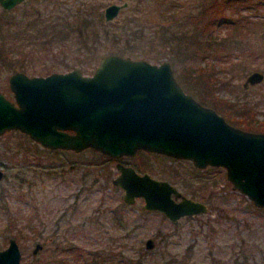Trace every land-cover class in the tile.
Listing matches in <instances>:
<instances>
[{"label":"rangeland","instance_id":"obj_1","mask_svg":"<svg viewBox=\"0 0 264 264\" xmlns=\"http://www.w3.org/2000/svg\"><path fill=\"white\" fill-rule=\"evenodd\" d=\"M83 1L97 4L100 20L108 23L103 21V8L109 3L124 0H28V10L17 8L6 14L7 17L12 16L13 24L1 29L3 35L0 42L12 58H21V62H25L29 69L35 68V74L46 66L56 69L54 71H66L72 65H87L88 59L91 61L90 57L95 55L92 37L73 35L63 41L58 38L49 42L42 37L41 26L45 19L40 18L51 10L56 13L55 9L74 8ZM125 1L126 7L119 10L111 21L116 26L113 30L117 32V37L124 38L123 31L117 25H122V21L127 18L137 16L145 28L144 35L141 39L128 36V44H123L122 41L114 44L108 38L96 52L98 58L106 53H119L116 52L117 47L124 45L137 53L139 57L134 58H143L152 63L167 60L171 68L173 51L163 45L165 30L160 27L170 25L176 21L174 19L183 20L184 15L199 11L200 7H210V0H147L140 2L135 9L136 0ZM171 2L176 4L166 11L165 7ZM31 8L33 11H41L38 18L31 14L32 24L36 29L24 27L28 20L23 17L24 12ZM162 10L165 18L160 15ZM66 12L69 14L73 11L68 9ZM71 17L70 22L76 21ZM224 17L227 22L237 17L245 18L247 22L242 25L246 21L244 20L238 26L218 22L213 29L215 38L225 43L222 47L218 46V55L215 54L212 59L208 58L204 62L214 63L218 72L216 75L219 80L214 83L213 93L229 102L253 105L256 118L263 119L264 0H246L243 4L232 1L225 9ZM78 38L82 41H76ZM175 67V72H172L179 82L178 67H181V62ZM253 70L261 71L263 78L244 88L242 82ZM28 71L25 70L30 75ZM9 72L5 65L0 66V84L4 89ZM221 82L223 84L219 87ZM181 86L195 98L204 92L201 86L192 82ZM38 146L18 131L6 130L0 135V167L4 173V178L0 181V248L7 244L9 237H14L21 251L19 264H264V207L255 206L246 196L232 188L221 167L195 168L186 159L149 151H138L127 161L136 170H145L155 178L165 179L177 186L184 195L204 202L206 212L190 218L183 217L172 223L159 212L144 211L141 208V198L126 205L121 201V190L108 179L101 180L99 177V174H104L112 165L111 162L104 161L106 163L95 167L96 182L80 192L75 214H66L57 233L49 235L55 217L71 204L69 196L78 189L81 182L67 185L66 180L63 179L62 182L56 175L38 179L31 186H27L25 182L19 185L18 178L7 181L6 178L17 171H23L20 173L28 179L31 170L30 166L26 167V163L51 162L57 159L54 154L42 153ZM7 148L13 149V152L16 150V154L12 155ZM83 153L80 155L81 159L94 157L97 161L103 160L91 151ZM82 167L89 169V166ZM114 174L115 172L112 176ZM109 209H115L117 213L123 212L127 229L116 227ZM90 220V223L87 222ZM9 221L13 224L11 227L8 225ZM67 221L71 226L83 222L85 226L82 228L86 231L82 232L81 227L65 229ZM30 225L39 228L40 233L29 230ZM48 236L52 242L46 241ZM147 237L153 239L154 246L151 249L144 248ZM35 242L42 243L43 247L35 255H31ZM56 243H59L58 248L54 246ZM95 252L99 255H94ZM103 255L108 257L104 258Z\"/></svg>","mask_w":264,"mask_h":264},{"label":"water","instance_id":"obj_2","mask_svg":"<svg viewBox=\"0 0 264 264\" xmlns=\"http://www.w3.org/2000/svg\"><path fill=\"white\" fill-rule=\"evenodd\" d=\"M19 1L0 0V6L8 9ZM126 5L125 0L107 4L103 21H113ZM262 78L261 71L253 70L242 86ZM7 84L12 99L0 92V134L17 130L44 147H92L111 157L143 149L189 160L195 168L221 167L232 188L264 207V131L233 126L200 103L182 88L167 60L152 63L106 53L90 74L78 68L45 75L14 71ZM116 169L112 183L122 190L124 203L139 197L143 210L159 212L170 222L207 210L204 202L182 194L165 179L131 165L117 163ZM153 246L147 237L144 248ZM40 247L36 242L32 253ZM20 258L19 246L10 237L0 248V264H19Z\"/></svg>","mask_w":264,"mask_h":264},{"label":"trees","instance_id":"obj_3","mask_svg":"<svg viewBox=\"0 0 264 264\" xmlns=\"http://www.w3.org/2000/svg\"><path fill=\"white\" fill-rule=\"evenodd\" d=\"M142 1L147 0H136L134 8L137 9L138 4ZM232 1L240 2L243 4L246 0H210L209 8L200 7L199 11H195L193 13L190 12L184 15L183 20L174 19L176 21L173 20L174 22L170 25L160 27L164 28L165 30V33L162 36V41L164 46L171 48V51H173L172 53L174 60L172 62V71L175 72V65L181 62V67H178L179 78L177 77L180 84L183 85L187 82H192L198 86H201L202 90L204 91L202 93V95L204 94L203 96L199 95L196 98L194 97L196 100L204 105L212 107L217 113L222 115L228 123L232 124L233 126L239 127L244 130L262 132L264 131V118H256V111L253 105L247 104L245 102L238 104L237 102H229L214 95V83L219 80L216 75L218 72L215 70L214 63H204L206 60H208V58H211L215 54H219V52L217 51L218 46L221 45L222 47V45H225L222 40H220L222 41L220 42L215 38L213 34L215 25L218 22H223L233 25L237 24L238 26L240 23L246 20L245 18L237 17L233 20H230V22H227L226 18L224 17V11L228 6H230V3ZM173 4L176 3L171 2L167 4V6L165 7L166 11L167 9L173 7ZM96 5L97 4L94 5L93 3L83 1L81 4H77L74 8L64 7L62 8V10L55 9L56 13H52L51 10V12L42 17L40 16V10L25 11L23 17H27L28 20L26 21L27 23L24 27H26V29H36V27H34V25L32 24V17L38 18L40 16V18L45 19V21H43L44 23L41 26L42 37H45V39L49 42H52L54 39L58 38L63 41V39H66L67 37L69 38V36L73 35L84 38L92 37L91 44L95 55L90 57L91 61L90 59H88V62H86L89 66L83 63L80 64V66L72 65L66 68L68 70L77 67L83 73H90L94 68L96 59L98 58L96 52L100 49L102 44L106 43L108 38H110L111 43L114 44H116L118 41H122L123 44H128L130 40L128 36L141 39L144 35L145 30L144 26L137 19V16H133L123 20L122 25H117V27H120L121 31H123L124 38L117 37V32L113 30L116 27L115 24L111 22L103 23L100 20L101 15L98 10V5ZM68 9H72L73 12L68 14L66 12ZM10 13L11 12L9 11H1L0 13V38L3 35L1 34V29L4 27H9L13 24L11 20L12 16H6V14ZM167 13H169V11ZM160 15L162 18L166 17L163 13V10L160 12ZM70 16H72L71 18H73V20H76L77 23L76 21L70 22ZM30 17L31 20H29ZM246 22L247 20L244 21L242 25H245ZM75 24H78V26H75ZM76 41L82 40L78 38ZM5 49L3 44L0 42V66L5 65L9 71H28L29 68L26 66V64H24L25 62H21V58H12V56L8 53L7 48ZM219 49L221 50L220 47ZM116 50V52H119L123 55H128L130 57H139L138 55H136V52H133V48H129L128 46L122 45L121 48L117 47ZM54 70L56 69L46 66L45 69H41V71L37 72L36 74L43 75ZM28 72H30L31 75L35 74V68H30ZM222 84L223 82L219 83V87H221ZM5 85L6 83L3 86ZM0 89L7 97L9 96L10 98L7 86H5V89ZM114 217L115 216L112 215L113 220ZM8 225L11 227L13 224L11 223V221H9ZM132 229L133 227H131L130 230ZM56 244H58V246L55 247L58 248L59 243ZM93 254L99 255L98 252H95ZM116 254L117 253H112L111 255ZM102 257L105 258L108 257V255H103Z\"/></svg>","mask_w":264,"mask_h":264},{"label":"flooded vegetation","instance_id":"obj_4","mask_svg":"<svg viewBox=\"0 0 264 264\" xmlns=\"http://www.w3.org/2000/svg\"><path fill=\"white\" fill-rule=\"evenodd\" d=\"M27 2H28V0H20L19 2H17L16 4H14L13 6H11L10 8H8V9H6V8H2L1 6H0V11H6V12H8V11H10V12H12V10H14V9H17V8H24V10H28L29 8H28V6L29 5H27ZM28 8V9H27ZM33 8H31V10H32ZM12 22H13V20H12ZM68 70H70V69H68ZM80 70V69H79ZM93 70V69H92ZM14 71H22V70H14ZM14 71H10L9 73H8V75L10 74V73H12V72H14ZM67 71V70H66ZM81 71V70H80ZM22 72H24V71H22ZM53 72V71H52ZM61 72H63V71H61ZM82 72V71H81ZM92 72V71H91ZM90 72V73H91ZM24 73H26V72H24ZM50 73V72H49ZM83 73V72H82ZM90 73H84V74H90ZM27 74V73H26ZM48 74V73H47ZM8 75H7V77H8ZM27 75H29V74H27ZM31 75V74H30ZM33 75H38V74H33ZM43 75H45V74H43ZM6 86H7V88H8V84H7V78H6ZM1 85L2 84H0V88H2L1 87ZM2 89H4V88H2ZM8 90H9V88H8ZM0 92H2L1 91V89H0ZM3 93V92H2ZM4 94V93H3ZM5 95V94H4ZM9 95H10V98H9V96L7 97L6 95V97L7 98H9V99H12V93H11V91L9 90ZM6 131V130H5ZM14 131H17V130H14ZM4 132V131H3ZM2 132V133H3ZM19 132V131H18ZM67 132L68 133H72V131L71 130H67ZM1 133V134H2ZM21 133V132H20ZM0 134V135H1ZM23 134V133H22ZM25 136H27L26 134H24ZM28 137V136H27ZM29 138V137H28ZM30 139V138H29ZM31 141H33V142H35L36 144H38L36 141H34V140H32V139H30ZM39 146V149H41V151H42V153H48V154H54V155H56L57 156V159H54V160H52L51 162H49V160L48 161H46V162H41V163H39V162H35V161H33V162H31V163H29V164H27L26 163V167L27 166H30L29 168H30V172H31V175H30V179L28 178H26V177H24V176H22V174L20 173V172H23V171H17V172H14L13 174H11L9 177H7L6 179H7V181H10V180H12L13 178H18V181L17 182H19L18 184L19 185H22V182H25L26 184H27V186H31V185H33L34 183H36V181L38 180V179H40V180H42V178L43 177H48V176H54V175H56L58 178H59V180H61L62 182H63V179L64 180H66L68 183H66L67 185H70V184H79L80 182V186L78 187V189L75 191V192H73V194H71L69 197L71 198V200H70V203L71 204H68V206H67V208H66V210H64V209H62L61 211H60V213L55 217V219H54V221H53V227L51 228V230L48 232L49 233V235L50 234H52V233H57V231H58V229H59V227H60V222H62L65 218H64V216L66 217L67 215H69L70 216V214L71 215H74L75 214V210H76V208H77V201H79V194H80V192L81 191H83V190H85L88 186H92L95 182H96V180H97V174H96V170H95V167L97 166V165H103L104 163H106V162H104V161H109V162H111V164L112 165H110V168L109 169H107V171H105V173L104 174H99V177L101 178V180L102 179H108L109 181H110V183L112 184V185H114L113 183H112V179L117 175V173H118V171H117V169H116V164L117 163H120V164H123V165H131L134 169H135V167L132 165V164H130L128 161H127V159H131L138 151H147V150H143V149H137L136 151H135V153L133 154V155H130V156H126V155H121V156H119V157H111V156H109V155H107V154H104V153H102V152H100L99 150H97V149H94V148H92V147H85V148H82V149H79V150H75V149H72V148H62V147H55V148H50V147H44V146H41L40 144H38ZM10 152H11V154L12 155H15L16 154V150H14V152L13 151H11V150H13V149H11L10 150V148H7ZM18 150V149H17ZM85 151H91V152H93L94 154H98L101 158H103V160L102 161H97L96 160V158H94V157H91V158H82L81 159V157H80V155H81V153H83V152H85ZM31 152H33V151H31ZM150 152V151H149ZM33 154H34V152H33ZM83 154H85V153H83ZM73 156V157H72ZM34 159V158H33ZM189 161V160H188ZM41 165V166H40ZM38 166H40V167H38ZM81 166H89V169H86V168H81ZM94 168V169H93ZM136 170V169H135ZM0 171H1V178H0V181H1V179H3L4 178V173H3V171H2V168L0 167ZM136 171H138V170H136ZM142 171V170H141ZM141 171H138V172H141ZM70 172V173H69ZM113 172H115V174L112 176V174H113ZM20 173V174H19ZM42 182V184H43V181H41ZM171 184H173V183H171ZM174 185V184H173ZM114 186H116V185H114ZM175 186V185H174ZM82 187V188H81ZM117 187V186H116ZM176 188H177V186H175ZM118 188V187H117ZM120 189V188H119ZM178 189V188H177ZM121 190V189H120ZM180 191V190H179ZM121 192H122V190H121ZM183 194V193H182ZM189 197V196H188ZM137 198H139V197H137ZM137 198H135V200L137 199ZM192 198V197H191ZM194 199V198H193ZM135 200H134V202H135ZM195 200H197V199H195ZM121 201H122V199H121ZM200 201V200H199ZM123 202V201H122ZM133 202V203H134ZM124 203V202H123ZM133 203H131V204H133ZM124 204H126V205H131V204H127V203H124ZM142 205V204H141ZM142 208V207H141ZM115 209H113V210H108V212L110 213V215H111V217H112V215H114L115 217H114V220L112 219V222H114V224L116 225V227H122V228H124L125 227V229H127L126 228V226H127V224H126V222H124L123 220H124V216H123V212H118L117 213V211H114ZM144 211H146V210H144ZM146 212H156V211H146ZM67 214V215H66ZM197 214H199V213H197ZM197 214H194V215H191V216H183V217H193V216H195V215H197ZM183 217H181V218H183ZM181 218H179V219H181ZM178 219V220H179ZM178 220H176L175 222H177ZM87 222H91V220L90 221H87ZM172 223H174V222H172ZM67 226V227H66ZM66 226H65V229H78V228H76V227H83V226H85V224L83 223V222H79V223H76V224H74L73 226H71L70 225V222H68L67 221V224H66ZM29 230H31L33 233H36V234H39L40 233V230H39V228H36L35 226H33V225H30L29 227ZM81 228H79V229H81ZM44 230V229H43ZM42 230V231H43ZM81 231L83 232V231H86V229H84V228H82L81 229ZM63 232V231H62ZM61 232V233H62ZM10 238V237H9ZM8 238V239H9ZM14 238V237H13ZM8 239H7V241H8ZM46 241L47 242H52V240H51V237H49L48 236V238L46 239ZM36 243V242H35ZM34 243V244H35ZM41 244V247L38 249V250H40L43 246H42V243H40ZM34 246V245H33ZM54 246H58V244H56V245H54ZM33 248V247H32ZM20 249V248H19ZM69 249V248H68ZM37 250V251H38ZM37 251L35 252V253H32V249H31V255H35L36 253H37ZM21 252V251H20ZM53 263H56L55 261H53V260H51ZM58 263V262H57Z\"/></svg>","mask_w":264,"mask_h":264}]
</instances>
